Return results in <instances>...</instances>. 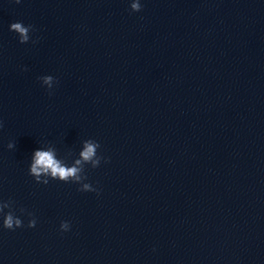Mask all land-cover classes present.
I'll return each mask as SVG.
<instances>
[{
  "label": "water",
  "instance_id": "1",
  "mask_svg": "<svg viewBox=\"0 0 264 264\" xmlns=\"http://www.w3.org/2000/svg\"><path fill=\"white\" fill-rule=\"evenodd\" d=\"M132 2L0 0V264H264V0Z\"/></svg>",
  "mask_w": 264,
  "mask_h": 264
},
{
  "label": "clouds",
  "instance_id": "2",
  "mask_svg": "<svg viewBox=\"0 0 264 264\" xmlns=\"http://www.w3.org/2000/svg\"><path fill=\"white\" fill-rule=\"evenodd\" d=\"M16 3H20V0H15ZM132 11H140L141 4L139 0H133L131 3ZM31 26H24L21 22H15L11 24V29L19 34L21 41H27L29 39L28 32ZM2 126V125H0ZM14 145L12 143L8 144V148H13ZM100 147L99 143L94 140H88L85 142L84 150L80 153L83 161H92L93 167H98L101 159L103 157L97 156V149ZM95 157V159H93ZM77 164H80L81 161H77ZM80 169L77 167H64L60 164V162L55 159L54 153L52 151H42L37 150L34 153V162L31 165V173L35 174L36 181L40 180V174L43 173L45 175L51 176L53 179H59L60 181L67 182L70 178L79 181L81 179L79 175ZM41 183L47 184L48 180H44ZM80 191H96L91 184L85 183L79 189ZM10 203H13L10 200ZM8 209L5 213L4 210ZM21 213H24V209H20ZM0 214L3 215V227L5 229L14 230L15 228H19L23 226L22 220L15 215L13 207L5 206L0 207ZM29 216H32V213H28ZM36 224L35 218H32L28 222V227H34ZM69 223L64 221L61 222L60 228L62 231L69 230Z\"/></svg>",
  "mask_w": 264,
  "mask_h": 264
}]
</instances>
